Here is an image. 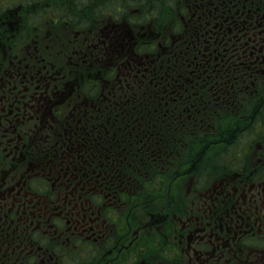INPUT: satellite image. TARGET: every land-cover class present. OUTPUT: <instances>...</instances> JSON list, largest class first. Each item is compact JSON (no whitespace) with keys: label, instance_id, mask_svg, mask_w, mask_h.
Here are the masks:
<instances>
[{"label":"flooded vegetation","instance_id":"flooded-vegetation-1","mask_svg":"<svg viewBox=\"0 0 264 264\" xmlns=\"http://www.w3.org/2000/svg\"><path fill=\"white\" fill-rule=\"evenodd\" d=\"M94 1L0 0V264H264V113L254 105L264 106V0L247 1L249 41L230 51L232 101L217 95L222 87L206 97L188 82L175 89L172 67L168 84L146 82L152 103L171 122L182 117V129L170 123L164 133L156 122L149 136L139 129L121 144L111 106H138L130 88L150 62L143 45L158 46L164 33L153 31L140 0L119 17L90 12ZM75 7L90 14L79 18ZM130 14L135 21L124 19ZM112 39L131 45L111 50ZM244 59L254 76L242 81L252 96L240 113ZM254 62L262 63L257 79ZM197 96L207 116L191 149ZM216 106L226 110L218 119L232 120L230 135L214 128ZM240 121L253 135L237 146ZM212 133L225 138L206 144Z\"/></svg>","mask_w":264,"mask_h":264},{"label":"trees","instance_id":"trees-1","mask_svg":"<svg viewBox=\"0 0 264 264\" xmlns=\"http://www.w3.org/2000/svg\"><path fill=\"white\" fill-rule=\"evenodd\" d=\"M215 1L219 0H206L205 7L200 6L198 0H146V3L143 4L144 7L146 6L143 12L146 18H151L153 31L164 34L163 37L158 38V46L143 45L146 50L151 49L148 52V54L150 53V62L141 72V75L137 76L138 79L136 80L139 83L130 88L131 93L135 97H139L138 106L115 104L111 106L110 131L116 143L121 144V141L126 143L129 136L137 134L139 129L144 130V132L147 130L146 133L149 136V132L155 128L156 122L159 123L164 133L170 127V123H173L176 132L178 129H182V117H176L171 122L166 116H163V114H167L165 106L162 109L161 105L155 106L152 103L154 100L151 95L152 86L146 82L148 79L153 80L156 77L158 82L164 85L168 84L171 81L172 67L175 89L181 88L182 82H185V86L188 82L194 93L206 97L205 90L222 87V93L218 92L217 95H225V98H229L230 102L232 101L234 95L231 93V86L236 81V77L232 72L233 62L229 55L232 48H245L249 41L247 38L248 34L250 35L247 31L248 23H250L247 18L249 4L247 3L248 0H224L226 1L224 4H215ZM155 2L161 4L155 6L153 5ZM225 19L227 23L223 21ZM170 50L174 53H169ZM248 64V60L245 61L244 59L243 65L241 64L237 72L239 82L238 103L242 107L240 113L248 111L249 101L247 99L252 96V87H248V82H242L243 80L248 81L254 76L252 71L248 69ZM155 65L157 66L156 70ZM187 65H191V68L188 69ZM194 65L196 68H193ZM254 67L255 79H257L262 63L254 62ZM226 81L228 83H225ZM261 81L258 78L256 82L260 83ZM215 82L216 85H213ZM244 85L247 86L244 87ZM225 86L228 88L226 89ZM224 90H228L229 94L223 93ZM122 95L129 96L130 94L123 92ZM199 96H197L199 100L191 99L190 101L191 140L187 144H191V149L200 144L198 139H200L203 133L202 129L205 126V124L203 126V119L207 116V114H203L207 103ZM220 107L211 108L215 113L214 128L228 130L227 133L230 135L232 120L230 118L220 120L216 117V115H222L226 111ZM252 110L255 109L252 108ZM135 115H139V119L133 118ZM208 121L206 122L212 123ZM241 123L242 121H240V126ZM214 138L225 137L217 136L215 133L207 134L206 144H216L210 142ZM217 144H219V140ZM206 147L207 151H210L216 145H207Z\"/></svg>","mask_w":264,"mask_h":264},{"label":"rangeland","instance_id":"rangeland-1","mask_svg":"<svg viewBox=\"0 0 264 264\" xmlns=\"http://www.w3.org/2000/svg\"><path fill=\"white\" fill-rule=\"evenodd\" d=\"M140 1L142 2V4L146 3V0H140ZM97 3H100V4H97ZM136 3L139 5V3L137 2V0H95L94 1V5H93L95 7L93 9H91L90 12H93L95 15H97V14L102 15V14H105L106 13V10L107 9H109V10H111L110 13H112V12L113 13H116L117 12L118 13V17H119L121 11H126L123 8H121L122 6L125 7V8H128V9L132 10L135 7H137L136 6ZM95 4H97V5H95ZM159 4H161V3L160 2H155L153 5L157 6ZM87 5L90 6V3L88 2ZM118 8L120 9V12H119ZM130 10H128V11H130ZM71 12L73 13V15H76L79 18H86L90 14V12H86L85 8H83V7L82 8L75 7L73 10H71ZM36 15H38L40 17V13H37ZM31 18H34V17L31 16ZM124 19H126L128 21H132V20L135 21L136 20L134 18V14L128 15L127 17H124ZM118 20H119V18H118ZM138 21H140V19H138ZM29 22H30V25H32V24L37 23L38 21L33 22V21L29 20ZM83 26H84V23L82 21H78V22L75 23V27L78 28V29L82 28ZM102 26H105V25H99L97 27L99 28V27H102ZM131 27H137V26L132 25ZM125 30H126V32L129 33V29L128 28H125ZM114 41H116V40L114 39ZM114 41H113V39H112V42L110 41L111 42V50H114V49L119 50V49H122V48H126V50H127V49H129V46L131 45V44H129V43L126 42L127 45L124 46V47H122V48L121 47H114V45H113V42ZM125 62H129V60H125ZM124 72H125V70L123 71V73ZM261 100H264V99L261 98ZM258 102H259V100H258ZM258 102L254 103L255 108L258 107V110L256 109V111L257 112H260V113H264V111H261V109L264 108V106L259 111L260 104ZM257 123H258V121H257ZM257 123H256V126L259 127V125ZM248 125H249L248 122L243 121L242 122V127L241 126H238L239 128H241V130L238 133L237 139L234 138L236 141H239V143L237 144V146L246 144L247 141H245V139L247 137H250L251 135H253V132H251L250 128H248ZM251 129L254 130L255 128H251ZM201 137H202V135L200 136V139H198V142L199 143H201L200 142V140L202 139Z\"/></svg>","mask_w":264,"mask_h":264}]
</instances>
